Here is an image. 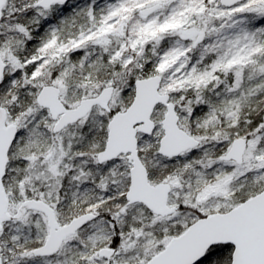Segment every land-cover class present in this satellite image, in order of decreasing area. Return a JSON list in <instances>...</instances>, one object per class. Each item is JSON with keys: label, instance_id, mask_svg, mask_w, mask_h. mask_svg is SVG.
<instances>
[{"label": "snow or ice", "instance_id": "1", "mask_svg": "<svg viewBox=\"0 0 264 264\" xmlns=\"http://www.w3.org/2000/svg\"><path fill=\"white\" fill-rule=\"evenodd\" d=\"M0 264H264V0H0Z\"/></svg>", "mask_w": 264, "mask_h": 264}]
</instances>
